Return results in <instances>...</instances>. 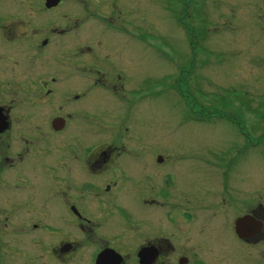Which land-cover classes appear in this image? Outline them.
Segmentation results:
<instances>
[{
    "label": "flooded vegetation",
    "instance_id": "af4514ba",
    "mask_svg": "<svg viewBox=\"0 0 264 264\" xmlns=\"http://www.w3.org/2000/svg\"><path fill=\"white\" fill-rule=\"evenodd\" d=\"M46 3L0 0V264H264V116L197 142L189 56L153 63L142 0Z\"/></svg>",
    "mask_w": 264,
    "mask_h": 264
},
{
    "label": "rangeland",
    "instance_id": "374dc122",
    "mask_svg": "<svg viewBox=\"0 0 264 264\" xmlns=\"http://www.w3.org/2000/svg\"><path fill=\"white\" fill-rule=\"evenodd\" d=\"M142 2L145 13L138 32H143L147 53L164 55L161 61L151 57L153 63L170 64L173 55L176 60L180 55L189 56L190 81L180 89L186 94L188 87V95L195 101V119L188 127L197 142L218 144L229 127L225 123L233 125L234 118L240 121L237 118H250L254 113L264 116V0ZM187 4L188 13L182 9ZM97 24L91 23L92 27ZM116 35V42L127 43V36ZM163 88L147 89L152 93L146 91V95H154L147 115L173 127L175 119L185 115L186 106L183 98ZM202 117L203 121L196 120Z\"/></svg>",
    "mask_w": 264,
    "mask_h": 264
},
{
    "label": "water",
    "instance_id": "95a60500",
    "mask_svg": "<svg viewBox=\"0 0 264 264\" xmlns=\"http://www.w3.org/2000/svg\"><path fill=\"white\" fill-rule=\"evenodd\" d=\"M59 0H47L46 6L51 7L58 3Z\"/></svg>",
    "mask_w": 264,
    "mask_h": 264
}]
</instances>
